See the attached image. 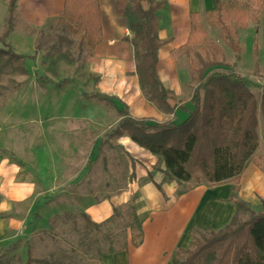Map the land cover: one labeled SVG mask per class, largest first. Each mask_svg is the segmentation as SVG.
Returning a JSON list of instances; mask_svg holds the SVG:
<instances>
[{"label": "rangeland", "instance_id": "rangeland-1", "mask_svg": "<svg viewBox=\"0 0 264 264\" xmlns=\"http://www.w3.org/2000/svg\"><path fill=\"white\" fill-rule=\"evenodd\" d=\"M238 1L242 5L248 2ZM128 12L131 16V42L134 49V43L138 41L136 34L141 31V25L133 12L130 14L129 9ZM251 13L257 15L259 20H251L250 28L239 30L236 26L243 46L240 60L223 40L221 30L211 27L205 18L203 24L209 36L205 45H199L195 50L202 56H211L213 49L210 48V43H217L223 50L220 58L226 64L224 67L248 76L257 85L253 90L260 98L264 79L256 77L252 71L257 59L264 65V11L253 8ZM17 20V25L23 30L36 34L39 56L37 59L25 60V74L8 66L1 75L0 159L8 160L7 163L12 162L11 160L24 163L12 152L14 149L21 151L37 185L33 203L25 212L29 230L24 233L21 227L19 234L0 247V264H20L26 261L28 248L32 250L35 258H45L58 264H102L104 256L116 254L115 251L122 248L124 243H130L132 234L138 232L136 223L130 219L133 200L125 205L113 206L119 210L115 212L113 208L112 216L101 222V228L87 227L82 213L88 200L95 197L98 201L110 195V184L104 181L105 160L106 165L112 168L106 172L107 179L111 181L114 178L119 192V188L122 189L125 185L131 188L138 181V174L134 178L131 176L130 162H140L143 159L154 170H160L162 159L136 149L130 142L121 144L120 141H124V138L112 134L121 121L118 107L85 95L101 91V76L91 71L88 50L80 51L82 35L71 32L67 24L59 19L49 20L43 27L38 28L29 27L20 17ZM170 31L173 32V39L159 49V60H163L161 50L167 51L169 65L175 72H171L167 66L165 68L159 61L158 73L172 95V102L190 106L189 99L197 84L196 73L190 68V60L195 59V50L190 51L183 47L180 42L182 36L176 33L175 28H170ZM29 42L31 41L26 35L19 33L13 39L14 45H25L28 50ZM256 42L260 49L257 55ZM133 63H137L135 49ZM15 65L19 66L21 63L15 62ZM38 75L53 82L41 84ZM64 79L69 81L58 88L56 84ZM120 97L128 101L130 112L136 117H150L158 121L168 119L179 123L185 116L181 111L173 116L159 109L141 86L136 91L127 88ZM261 125L264 127L262 121ZM92 127L95 130L91 133L87 128ZM88 131L90 136H84L82 140L86 144L93 143L95 150L79 159L80 155L88 152V148L87 145L77 147L80 141L78 137ZM260 141L264 151L262 130ZM74 160L79 161L73 163ZM147 164H144L145 168ZM73 165L90 167L97 175L96 186L91 182L88 185L87 172L74 178ZM124 175L127 176L126 184L123 182ZM190 185L194 186V191L214 187L205 181L200 185L194 181L177 182L175 195L189 192L187 188ZM189 197L196 198L197 195ZM238 216L245 219L248 213L239 211Z\"/></svg>", "mask_w": 264, "mask_h": 264}, {"label": "trees", "instance_id": "trees-1", "mask_svg": "<svg viewBox=\"0 0 264 264\" xmlns=\"http://www.w3.org/2000/svg\"><path fill=\"white\" fill-rule=\"evenodd\" d=\"M211 11L192 12L191 29L187 50H195L207 42L209 33L203 19L214 28L221 30L224 41L234 50L237 59L242 58L243 46L238 38L239 30L248 27L250 20H259L251 13L253 8L264 10V0H248L244 5L238 0H214ZM19 0L9 1V14L5 31L0 35V78L8 66L22 74L27 72L26 59H36V54L17 53L7 41L15 30ZM166 4L165 0H130L129 11L140 22L141 31L136 34L134 43L136 72L141 89L158 106L169 114L184 112L179 123L158 121L150 117H135L129 106L117 96L95 92L85 94L118 107L121 121L113 135H127L132 142L149 153L159 157L165 164V176L179 183L194 181L197 185L207 182L211 186L233 182L231 200L237 207V213L221 229L202 231L193 229L189 248L177 249L172 253V264H264V199L262 208L257 211L251 205L238 198L241 175L249 162L262 166L261 156L255 152L259 147L258 128L260 117L264 124V88L260 98L253 88L257 85L240 72L224 67L221 55L223 50L210 43L213 53L202 56L195 50V59L190 60V68L196 73L197 84L185 103L172 102L170 91L164 86L159 73V49L168 40H162L159 34L158 11ZM59 20L67 24L68 29L82 35L79 42L81 52L93 53L103 36L102 13L99 0H65L64 11ZM256 55L259 44H255ZM259 60H256L252 74L264 78ZM20 62L21 65H15ZM226 68V69H225ZM41 84L51 83V79L38 75ZM69 79L56 86L61 88ZM119 104V106H118ZM135 163L131 176H135ZM162 191V187L157 184ZM190 185L187 190L193 189ZM130 219L136 223L138 232L133 233L130 243L126 242L119 250H128L129 246L138 247L144 238L142 220L135 207L131 206ZM118 207H114L117 212ZM239 211L248 213L240 219ZM87 227L99 229L102 223L94 222L87 213H82ZM112 254V253H109ZM58 264L45 258H35L30 248L27 259L20 264Z\"/></svg>", "mask_w": 264, "mask_h": 264}, {"label": "crops", "instance_id": "crops-1", "mask_svg": "<svg viewBox=\"0 0 264 264\" xmlns=\"http://www.w3.org/2000/svg\"><path fill=\"white\" fill-rule=\"evenodd\" d=\"M9 1L0 0V35L5 31ZM165 1L166 4L158 11V15L160 38L168 40L166 44L173 39V32L170 31V28H175L176 33L182 36L180 42L184 45L191 29V13L195 11L205 13L215 8L214 0ZM99 2L103 36L93 53L90 54L91 71L101 76L100 92L119 97L130 109L128 101H124L120 97L127 88L136 91L140 86L136 65L133 63L134 49L131 42L133 32L130 29L131 16L128 12L130 0H99ZM64 3L65 0H19L16 20L20 17L29 27H43L47 21L59 19L64 11ZM17 21L15 30L9 35L7 41L16 52L18 51L17 53L36 54L37 59L39 55L36 34L23 30L17 25ZM251 23L250 20L247 28L251 27ZM18 33L26 35L30 39L29 50L25 49V45L17 44L18 46H16L13 44L14 36ZM161 51L163 60H159L160 64H163L165 68L167 66L173 72L174 70L169 65L170 58L167 51ZM260 65L261 74L264 75V65L262 63ZM111 91L116 95H112ZM170 115L175 116V114ZM261 121L263 122L260 117L259 147L255 155L261 156L262 166H258L253 161L249 162L241 175L240 188L237 193L239 199L249 203L257 211L262 208V199H264V151H262L260 141V131L264 132V127L261 125ZM92 122L95 123V121ZM87 130H91L92 133L95 129L92 127ZM89 134L90 131L78 137L80 141L77 147L87 145L88 148V152L80 155L79 159L84 155L94 153V144H86L82 140L84 136L88 138ZM118 137L124 138V141H120L121 144L130 142L136 149L149 153L132 142L127 135ZM126 150L129 151L127 147ZM12 152L25 163V157L21 151L14 149ZM11 161L7 163L8 160L0 159V247L7 243L11 237H14L19 230L22 229L24 233L28 232L29 226L28 221L26 222L25 212L33 203V194L37 185L36 178L26 163L19 164L15 160ZM74 161L72 162L77 163L79 160ZM134 163L136 165L135 176L138 174V181L134 182L135 186L129 188L125 185L127 176L124 175L123 182L125 184L123 183V185L125 186L122 189L119 188L118 192L114 178L111 181L107 179L106 172L112 168L106 165L105 160L104 181L110 184V195H106L98 201L95 197L89 199L83 211L94 222L101 223L112 216L113 206L125 205L133 200L136 213L142 220L144 238L141 244L138 247L130 245L128 250L104 256L102 264H172L171 256L175 250L191 246L193 229L203 231L221 229L231 221L238 211L235 203L230 199L233 182H225L211 189L205 188L199 191L191 189L189 192L175 195L177 182L166 178L163 172L165 169L163 161L160 170H154L143 159L140 162L134 160ZM150 163L154 164L153 161ZM144 164L148 165L147 168L144 167ZM79 166L73 165L72 171L75 173L73 177L79 178L83 172H87L88 185L91 182L96 186L98 180L94 171L86 165L85 167ZM129 167L132 174L133 162H130ZM157 184L162 187V191ZM194 194L197 195L196 198H188ZM41 220L42 218L38 223Z\"/></svg>", "mask_w": 264, "mask_h": 264}]
</instances>
